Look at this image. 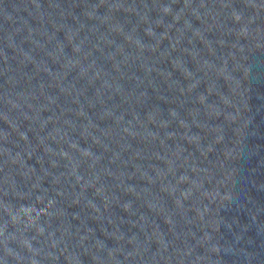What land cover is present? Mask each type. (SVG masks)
Segmentation results:
<instances>
[{
  "label": "water",
  "instance_id": "obj_1",
  "mask_svg": "<svg viewBox=\"0 0 264 264\" xmlns=\"http://www.w3.org/2000/svg\"><path fill=\"white\" fill-rule=\"evenodd\" d=\"M0 264H264V0H0Z\"/></svg>",
  "mask_w": 264,
  "mask_h": 264
}]
</instances>
